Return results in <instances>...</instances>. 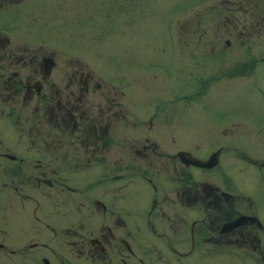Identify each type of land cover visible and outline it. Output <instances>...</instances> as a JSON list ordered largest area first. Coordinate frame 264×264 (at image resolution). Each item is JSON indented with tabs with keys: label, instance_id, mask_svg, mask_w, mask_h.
I'll return each instance as SVG.
<instances>
[{
	"label": "flooded vegetation",
	"instance_id": "obj_1",
	"mask_svg": "<svg viewBox=\"0 0 264 264\" xmlns=\"http://www.w3.org/2000/svg\"><path fill=\"white\" fill-rule=\"evenodd\" d=\"M139 9L0 0V264H264V0L186 18L175 87L92 54Z\"/></svg>",
	"mask_w": 264,
	"mask_h": 264
},
{
	"label": "rangeland",
	"instance_id": "obj_2",
	"mask_svg": "<svg viewBox=\"0 0 264 264\" xmlns=\"http://www.w3.org/2000/svg\"><path fill=\"white\" fill-rule=\"evenodd\" d=\"M220 1L139 0L140 9L135 17L138 22L137 27L131 28L124 25L123 30L119 31L113 27L112 30L107 31L106 37H104L108 40L106 45L93 47L92 54L105 56L112 65L125 59L133 60L134 56L138 55L139 61L142 62L138 74L140 77L146 78L148 86L158 85L159 79L163 76L169 86H179L181 81L179 67L182 54H184L182 39L185 19H189L196 12L210 5L218 4ZM237 49L235 52L239 53ZM257 49L259 46L256 49L252 48V52L255 53ZM188 52H190V47ZM167 63L170 65L169 71L164 68ZM231 96L235 97L231 98V103L238 102L232 104L237 108L247 107L250 104L249 100L253 97L239 92L231 94ZM242 110L247 109L242 108Z\"/></svg>",
	"mask_w": 264,
	"mask_h": 264
},
{
	"label": "water",
	"instance_id": "obj_3",
	"mask_svg": "<svg viewBox=\"0 0 264 264\" xmlns=\"http://www.w3.org/2000/svg\"><path fill=\"white\" fill-rule=\"evenodd\" d=\"M190 161L192 163H195V164H198V165H206L205 162H202L199 159H196V158H193V157H190Z\"/></svg>",
	"mask_w": 264,
	"mask_h": 264
}]
</instances>
